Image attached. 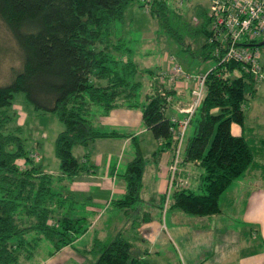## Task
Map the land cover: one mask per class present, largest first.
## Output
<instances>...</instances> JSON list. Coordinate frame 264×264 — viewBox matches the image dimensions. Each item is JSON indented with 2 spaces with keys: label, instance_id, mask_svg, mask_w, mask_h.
<instances>
[{
  "label": "trees",
  "instance_id": "obj_1",
  "mask_svg": "<svg viewBox=\"0 0 264 264\" xmlns=\"http://www.w3.org/2000/svg\"><path fill=\"white\" fill-rule=\"evenodd\" d=\"M135 3L150 6L165 34L178 41L184 39L182 30L189 24H173V17H180L181 13L172 9L169 0H0V19L21 54L19 67L11 70L7 82L0 83V264L27 261L42 239L52 245L53 253L84 229V217L77 214L74 192L69 186L67 192L54 191L52 186H65L67 182L69 185L76 176L94 170V163L73 154L75 144L89 146L97 138L123 135L94 125L95 107L102 114L119 105L140 107L145 127L161 141L153 154L169 148L174 161L181 141L178 166L196 161L203 168L196 188L199 191L179 184L172 189V206L188 213H219L223 192L255 163L252 138L243 132L235 133L233 124L244 127L245 101L256 94L258 83L264 80L241 60L223 61L214 54L217 44L209 40L211 13L197 8L200 25L195 26L194 32L204 33L205 40L198 42L197 47L189 44L185 50L202 60L215 61L205 73L202 101L193 112L183 111L186 115L182 119L169 115L175 93L173 84L179 80L174 82L164 75L169 67L161 75L148 69L153 81L145 99L138 100L142 85L135 79L138 64L115 55L119 52L118 43L112 38L113 22L122 20L126 7ZM261 42L255 44L260 46ZM163 75L171 85H167ZM193 88L190 104L194 100ZM18 91L36 110L56 114L63 124L54 139L58 172L46 171L42 156L25 148L21 125L14 124L12 105ZM187 117L181 138V122ZM194 123L193 133L185 140L186 130ZM146 160L138 145L121 173L124 192L112 200L130 218L131 228L151 220L148 211L141 218L138 206L144 199L141 189ZM125 230H118L107 243L94 242L92 248L98 255L92 264H149L142 251L133 248L132 241L124 236Z\"/></svg>",
  "mask_w": 264,
  "mask_h": 264
},
{
  "label": "crops",
  "instance_id": "obj_2",
  "mask_svg": "<svg viewBox=\"0 0 264 264\" xmlns=\"http://www.w3.org/2000/svg\"><path fill=\"white\" fill-rule=\"evenodd\" d=\"M192 82L181 79L173 84L175 93L170 116L182 119L186 115L181 109L190 104L191 87L195 86V82ZM93 112L96 113L94 125L102 130H116L123 135L97 138L89 146H83L80 159L94 163V170L76 176L69 182V185L75 196L81 192L87 193L85 196L87 199L76 197L77 214L84 217L82 220L84 229L70 243L53 253L51 252L52 245L45 239L40 240L35 254L28 258L27 262L37 256L39 250L45 249L47 255L39 264H92L98 255V251L92 248V244L96 240L107 243L116 233L117 223L123 225L127 221L125 214L112 203V200L114 195L121 196L123 194L125 181L121 173L125 170L127 161L135 155L138 145L143 150V142L138 136L149 130L144 125L143 113L138 106L119 105L106 114L100 113L95 107ZM191 134L187 136V139ZM187 139L185 138V140ZM160 146L161 141L155 138L152 154H145L147 159L153 161V173L150 175V180L147 181L144 174L145 180L142 189H150L151 199L159 198L161 200V206H159L161 220L156 221L150 212L151 220L143 222L138 228H131L130 221L127 222L128 226L126 224L123 226L126 229L124 236L132 241L133 248L141 250L149 264H158V262L159 264H172L171 260L161 258L163 253L172 246L175 249L173 260H175V255L178 257L175 264H264V153L261 154L263 156L261 162L251 165L246 173L229 185L231 186L235 182L237 186L244 187L242 199H237L238 196L234 193L226 197L227 202L232 205L238 204L239 200L244 201L238 210L239 224L233 226L232 222L230 226L226 227L227 229L219 230L217 228L214 231L216 235H214L213 232L207 233L208 230L192 228L191 225L194 227L199 225L197 220L184 225L177 222L170 225L168 220V223L165 224V217L166 219L169 217V209L177 208L172 206L173 199L171 197L167 201L164 197L171 178L174 153L171 149L166 148L163 153L153 154ZM44 161L43 159V163H45ZM121 162L124 164L122 168ZM179 168L181 172H179L180 175L178 179L176 178V182H187L186 175L191 182H195V179L199 178L198 182L193 185V188H197L201 178V173L197 172V168H202L200 164L196 161H187L181 163ZM45 170L49 171L46 167ZM98 190H107L111 194L106 197L101 195ZM220 206L219 213L224 214L225 211L222 205ZM109 209L113 210L108 218L109 224H106L104 230H99L100 225L96 228V224ZM215 214H210L209 217L212 218ZM142 231H145V234H142ZM132 232L140 233V235L132 234ZM211 236H217L215 241ZM205 249L209 254H204Z\"/></svg>",
  "mask_w": 264,
  "mask_h": 264
},
{
  "label": "rangeland",
  "instance_id": "obj_3",
  "mask_svg": "<svg viewBox=\"0 0 264 264\" xmlns=\"http://www.w3.org/2000/svg\"><path fill=\"white\" fill-rule=\"evenodd\" d=\"M149 1V0H147ZM169 3L176 12L181 13L180 17H173V24L177 26L179 22L184 24L188 23L189 27L184 28L182 32L184 33V39L178 41L176 38L169 34H165L160 30L158 21L154 15L150 12V6L147 4L145 7L139 4H130L126 7L124 12V17L122 20H116L113 22V33L112 38L118 43L119 52L114 53L121 56L122 59L129 58L138 64V73L135 76L136 80H140L142 85L139 89L137 99L142 101L145 99L146 93L151 87L153 81V73L149 72L148 69H153L155 75H159L162 70H166L169 66L174 64H180L184 71L189 72L193 75H198L200 73L208 72L215 64L214 59L202 60L199 57L192 56L190 50H185V47L191 44L193 47H197L198 42L201 43L205 40V34L195 33V26L200 25L197 18V8L206 9L208 12L211 11V0H169ZM202 20V17H201ZM187 26V25H186ZM197 41V42H196ZM261 42L260 40H258ZM262 52L264 53V44L260 45ZM117 56V58H118ZM21 62L20 49L12 37L10 31L7 29L3 21L0 19V83L7 82L10 79V73L13 68H18ZM161 75V74H160ZM167 85H171V82L167 76L164 77ZM164 78L160 79L164 82ZM184 79L179 78V80ZM195 82V80H191ZM191 87V86H190ZM192 88V87H191ZM16 119L14 118V124L21 125L20 136L24 139L25 148L28 151L38 152L42 158L45 160V167L48 168L50 172L59 171V162L54 154V139L59 130L63 128V124L59 121L56 114L51 112L42 113L36 110L34 106L26 99L22 91L15 92L12 105ZM245 124L241 129V126L234 123L233 130L236 133L243 132L248 138H252L253 147L255 151V163L261 162L264 153V82L258 83V89L255 95H249L245 101ZM172 113V110H169ZM195 129V123L191 124L186 130V139L190 133H193ZM143 142V150L145 154H152L153 152V141L155 136L149 130L138 136ZM84 147L80 144H75L73 146V154L81 158ZM164 150L161 152L163 153ZM160 152V153H161ZM170 152V151H169ZM182 158V156H181ZM181 160V159H180ZM20 161V160H19ZM124 161V160H123ZM22 163V162H21ZM120 164V163H119ZM153 161L150 159L146 160L145 166V179L150 180V175L153 173ZM180 165V164H179ZM124 166L121 162V168ZM179 166L174 174V185L172 186L169 195L166 191L165 200L167 201L171 197L172 189L174 186L181 184V186H192L194 183L198 182L199 178L195 179V182H191L190 178L186 175L185 179L187 182L181 183V181L176 182V178L180 175ZM202 168H197V172L202 173ZM246 173V171L244 172ZM199 176L198 174H196ZM243 175V174H242ZM172 176V174H171ZM144 179V180H145ZM171 180V178H170ZM237 181V180H235ZM170 182V181H169ZM58 183V182H56ZM191 183V184H190ZM68 182L64 184H54L52 189L54 191H68ZM242 185L237 186L235 182L229 186L220 197V205H222L225 213L215 214L212 218L207 216H199L188 213L182 209L172 208L169 209V219L165 217V224L168 223L172 225L173 222L180 223L181 225L187 224L194 220L199 221V225H191L192 228L196 230L204 229L208 230L207 233H216V229H227L233 222V226L239 224V208L242 207L244 201L239 200L238 204L232 205L227 202V198L233 193L237 195V199H242L244 191ZM93 190V189H92ZM195 190L199 191V189ZM100 194L108 197L111 192L107 190H98ZM150 189L143 188L141 193L144 198L138 203L140 208L141 218L146 213L145 211L151 212L153 218L156 221L161 220V200L151 199L149 195ZM79 193V192H78ZM202 193V191L200 192ZM87 193H79L76 196L78 199H87ZM147 195V197H145ZM111 196V195H110ZM112 197V196H111ZM120 197V195H114V198ZM169 197V198H168ZM112 207V206H111ZM159 207V208H158ZM113 210H107L102 218L97 222L96 228L100 225L99 230H104L106 224H109L108 218ZM239 220V221H238ZM130 218L120 225L117 223V230L123 229V226H128ZM163 221V222H164ZM115 223V222H114ZM204 223V225H203ZM149 230V229H148ZM213 230V231H211ZM198 232V231H197ZM132 234L140 235V233L132 232ZM145 234V231H142ZM217 236H211L215 241ZM49 243V242H48ZM169 245V244H167ZM94 247V243L92 244ZM254 250L256 248L254 247ZM175 249L170 247L165 253H163L164 260H168L175 264L178 261V257L175 255L173 260V252ZM204 254H209L207 249L204 250ZM47 255L45 249L38 251L37 256L31 259L30 262L24 261L19 262V264H39L43 261V258ZM68 264V263H66ZM159 264V262H158ZM168 264V263H166Z\"/></svg>",
  "mask_w": 264,
  "mask_h": 264
},
{
  "label": "built area",
  "instance_id": "obj_4",
  "mask_svg": "<svg viewBox=\"0 0 264 264\" xmlns=\"http://www.w3.org/2000/svg\"><path fill=\"white\" fill-rule=\"evenodd\" d=\"M212 35L209 40L216 42L214 54L221 59H238L258 76L264 80V53L256 41H264V0H211ZM164 75H169L171 81L176 82L179 78L195 80L193 88L194 100L187 107L182 108L184 112H193L202 101L205 93L206 74L193 75L183 70L180 64L169 66ZM163 75V77H164ZM188 122L185 118L182 124L180 136ZM180 144L176 150L174 161L171 165V180L169 182V195L174 185V174L180 160ZM169 198V197H168Z\"/></svg>",
  "mask_w": 264,
  "mask_h": 264
},
{
  "label": "water",
  "instance_id": "obj_5",
  "mask_svg": "<svg viewBox=\"0 0 264 264\" xmlns=\"http://www.w3.org/2000/svg\"><path fill=\"white\" fill-rule=\"evenodd\" d=\"M261 44H264V41H262Z\"/></svg>",
  "mask_w": 264,
  "mask_h": 264
}]
</instances>
